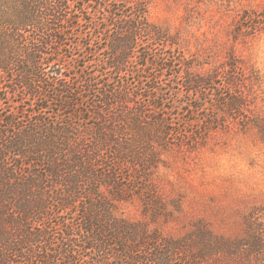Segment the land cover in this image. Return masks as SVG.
Instances as JSON below:
<instances>
[{
	"label": "rangeland",
	"instance_id": "rangeland-1",
	"mask_svg": "<svg viewBox=\"0 0 264 264\" xmlns=\"http://www.w3.org/2000/svg\"><path fill=\"white\" fill-rule=\"evenodd\" d=\"M77 2L82 10L75 16L88 21H80L59 51L73 78L81 81L111 55L115 20L138 5L159 33L140 35L139 54L166 58L171 66L153 80L142 61L129 65L143 80L140 100L158 108L140 114L134 107L128 122H100L96 110H77V117L75 110H39L45 103L24 93L13 105L5 102L1 118L16 114L15 124L3 123L8 130L41 118L73 122L85 146L101 144L99 172L92 182L79 174L71 207L62 210L55 200L57 193L72 197L62 185L25 198L51 203L32 225L49 234L36 249L61 248L65 227L82 234L92 223L108 244L105 264H158L160 256L165 264H264V0ZM6 84L1 80L0 88ZM106 211L136 225L129 242L134 259L124 252L125 230L110 228ZM78 249L80 263L96 264L99 256Z\"/></svg>",
	"mask_w": 264,
	"mask_h": 264
},
{
	"label": "trees",
	"instance_id": "trees-1",
	"mask_svg": "<svg viewBox=\"0 0 264 264\" xmlns=\"http://www.w3.org/2000/svg\"><path fill=\"white\" fill-rule=\"evenodd\" d=\"M76 5L77 0H0V81L7 83L0 88V264H93L88 260L80 263L78 248L99 256L96 264L108 263L110 259L106 258L108 244L95 235L92 223L82 229V234L65 227L61 248L44 246L37 250L36 245L49 241V234L44 227L35 233L32 225L48 213L47 206L51 203L42 198L25 200L32 192L42 195V191L62 185L72 197L57 193L55 200L62 210L71 207L77 199L75 188L82 178L79 174L92 182L91 177L96 178L99 172L96 163L101 144L97 141L90 148L85 146L84 136L73 122L55 123L41 118L25 128L8 130L3 123L15 124L12 117L16 114L11 112V119L1 118L5 102L13 105L17 95L24 93L31 100L45 103L37 107L39 110H75L76 117L77 110H96L95 117L100 122H128L129 111L134 107L140 114L149 111L145 108H158L157 104L148 105L140 100L143 95L139 85L143 80L138 68L128 70L129 65L142 61L146 78L153 80H158L157 73L171 66L166 58L139 54L140 35L159 33L153 30L145 10L138 5L131 8L132 15L120 13L122 18L115 20L111 55L97 65V70L80 75L81 81L76 80L59 60L62 43L80 21H88L75 16L76 10H82ZM157 89L152 87V91ZM90 102L91 108L84 109V104ZM158 121L164 136L166 122L163 118ZM99 209L102 211V207ZM106 213L108 221H112L107 223L110 228L125 230L127 237L123 242L128 246L124 252L133 255L135 243L129 242L134 238L130 235L136 225L114 218L112 211ZM78 235L85 241H80ZM162 258L166 259L160 256L156 263L160 264ZM161 264H165L164 260Z\"/></svg>",
	"mask_w": 264,
	"mask_h": 264
}]
</instances>
